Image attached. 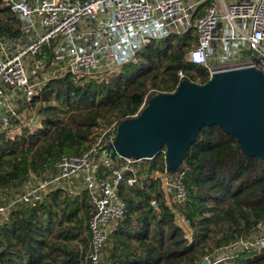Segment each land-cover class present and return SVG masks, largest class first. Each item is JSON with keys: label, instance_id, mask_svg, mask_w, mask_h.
I'll return each mask as SVG.
<instances>
[{"label": "trees", "instance_id": "1", "mask_svg": "<svg viewBox=\"0 0 264 264\" xmlns=\"http://www.w3.org/2000/svg\"><path fill=\"white\" fill-rule=\"evenodd\" d=\"M22 22L0 0V37L23 41ZM196 44L191 26L151 39L113 71L51 76L29 100L10 86L8 91L17 93V114L0 128V204L17 199L32 177L44 176L62 154L89 150L101 126L132 117L145 97L148 102L159 92L174 91L178 70L194 82L208 81V68L187 56ZM44 55L50 66L51 43L36 58L43 60ZM32 112L38 121L33 127L23 120ZM116 161L120 165L124 159ZM133 165L136 182L118 185L128 209L106 238L103 264H207L206 257L209 264H264V249L240 248L229 256H215L264 221V157L244 153L238 139L214 123L199 130L177 168H169L165 148ZM180 170L186 199L171 204L182 213L190 237L175 220L161 178L153 177L159 171L172 179ZM109 171V165H99L100 175ZM73 188H53L35 203H12L0 220V264H89L94 206L85 186L75 180Z\"/></svg>", "mask_w": 264, "mask_h": 264}, {"label": "built area", "instance_id": "2", "mask_svg": "<svg viewBox=\"0 0 264 264\" xmlns=\"http://www.w3.org/2000/svg\"><path fill=\"white\" fill-rule=\"evenodd\" d=\"M5 1L11 11L22 18L24 37L17 42L0 37V104L4 103L8 110V116L0 118V128L7 125L10 115L17 114L14 102L17 93H10V86L21 90V95L29 100L37 87L51 76L68 71L77 75L113 71L135 58L137 51L151 39L182 32L191 26L196 30L197 44L189 49L187 56L194 63L204 64L210 77L215 71L243 66L264 71V0L231 3L222 0L220 4L214 1L195 21L190 10L194 11L196 4L188 0ZM218 21L223 26L221 32L214 33ZM216 40L219 45L215 44ZM50 43L52 59L48 66L45 55L43 60H38L36 55L44 44ZM243 50H251L252 54L242 57ZM212 58L217 64L211 62ZM178 76L179 83L186 79L183 70H178ZM146 104L147 97L134 115ZM105 127L89 150L78 155L62 154L54 168L40 178L33 176L31 180L34 179L35 184L30 180L15 199L35 203L56 187L73 192L75 180L85 186L94 206L89 218V264H103L106 238L128 209L118 193V185L123 180L130 185L136 182L137 167L133 163L143 159L125 156L114 147L117 121ZM110 145L114 147V154L107 151ZM117 159H124V162L118 165ZM100 164L110 166L105 176L98 173ZM126 171L133 174L126 176ZM183 176V170L175 173L172 179L166 172L153 173L154 178H161L170 206L171 202L180 203L186 199ZM15 200L0 204V220ZM185 230L190 237V228ZM231 246L262 251L264 221L256 224L251 235Z\"/></svg>", "mask_w": 264, "mask_h": 264}, {"label": "water", "instance_id": "3", "mask_svg": "<svg viewBox=\"0 0 264 264\" xmlns=\"http://www.w3.org/2000/svg\"><path fill=\"white\" fill-rule=\"evenodd\" d=\"M214 123L234 135L244 153L264 157L263 70L243 66L215 71L205 83L182 80L123 120L114 147L135 158H151L165 148L168 166L175 169L199 130Z\"/></svg>", "mask_w": 264, "mask_h": 264}, {"label": "rangeland", "instance_id": "4", "mask_svg": "<svg viewBox=\"0 0 264 264\" xmlns=\"http://www.w3.org/2000/svg\"><path fill=\"white\" fill-rule=\"evenodd\" d=\"M222 26H223V23L221 22V21H218V23H217V25H216V27H215V29H214V33H216V31L218 30L219 32H221V28H222ZM213 64H217V62L215 61V59H213L212 61H211ZM15 104V103H14ZM5 105H4V103H2V104H0V118L2 119L4 116H8L7 115V112H8V110L4 107ZM15 106H16V104H15ZM35 113L34 112H32L31 113V117H29V118H26V117H23V120L25 121V122H27V123H29L32 127L34 126V125H36V123H38V121H35V119H33V115H34ZM37 120V119H36ZM17 128L18 127H15V126H13V129H12V131H15V130H17ZM106 127L105 126H101L100 128H99V130L100 131H102L103 129H105ZM107 151L108 152H110V153H112L113 151L112 150H110V149H107ZM78 181V180H77ZM31 182L33 183V184H35V180L33 179V180H31ZM31 183V184H32ZM80 183V182H79ZM32 184V185H33ZM170 208H172V211H173V213H174V215H175V220L177 221V223L178 224H180L181 226H183L185 229H188V224H187V222L186 221H184L183 220V215H182V213L180 212V210L176 207V206H174V205H172V206H170ZM239 251V250H241L240 249V247L239 246H234V247H224V248H222V249H219V250H217L216 251V253H215V256H220L219 258H222V257H224V256H229V255H231L232 254V252H234V251ZM210 259L211 258H205L204 260H206L207 262V264L210 262Z\"/></svg>", "mask_w": 264, "mask_h": 264}, {"label": "crops", "instance_id": "5", "mask_svg": "<svg viewBox=\"0 0 264 264\" xmlns=\"http://www.w3.org/2000/svg\"><path fill=\"white\" fill-rule=\"evenodd\" d=\"M187 1V0H186ZM188 1H193L195 4H196V7L194 9V11H191L190 10V14L192 15V18L193 20L195 21L196 18L201 14L203 13L206 8L212 3V2H216L218 4L221 3L222 0H188ZM224 2L226 3H231V2H237V1H240V0H223ZM215 44L216 45H219V41H215ZM246 51H250L249 54H245ZM252 54V51L251 50H243L241 56L243 57H247V56H250ZM215 59V58H212V60ZM216 60V59H215Z\"/></svg>", "mask_w": 264, "mask_h": 264}]
</instances>
